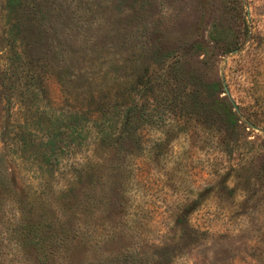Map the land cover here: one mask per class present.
<instances>
[{"label":"rangeland","instance_id":"obj_1","mask_svg":"<svg viewBox=\"0 0 264 264\" xmlns=\"http://www.w3.org/2000/svg\"><path fill=\"white\" fill-rule=\"evenodd\" d=\"M9 1L0 0V264H23L16 242L29 226L65 220L71 165L96 158L95 189L85 181L79 195L86 242L76 262L106 244L108 255L127 249L150 264H264V0ZM174 63L184 81L162 85ZM133 87L153 120L114 149L93 145L92 125L71 143V113L86 114L91 92L121 113ZM218 97L235 127L215 112Z\"/></svg>","mask_w":264,"mask_h":264},{"label":"trees","instance_id":"obj_2","mask_svg":"<svg viewBox=\"0 0 264 264\" xmlns=\"http://www.w3.org/2000/svg\"><path fill=\"white\" fill-rule=\"evenodd\" d=\"M17 0H10L9 7L12 8V2ZM11 3V4H10ZM223 40L224 38H220ZM212 41L217 40L215 37H211ZM235 51V48H232ZM166 71V76L163 78L162 85L177 86L181 83L184 78L180 76L181 67L176 63L170 64ZM145 83L142 85L140 92L145 89ZM208 87L214 91V95L221 91V85L219 83L208 84ZM138 89L133 87L128 90L123 96L125 98V104H122V112H117L114 109L112 112L103 111L96 98L97 92H91L89 94V109L86 108V114L83 117H78V112H72L70 116V129L69 136L71 137V143L79 145L77 142L81 137V131L86 128L87 134L90 133L89 126L92 125L94 128L93 145L97 148L112 147L114 149L117 139H131L135 135V130L143 123L153 120L151 113L146 112L144 106L139 100H136V92ZM216 105L214 108L215 112L222 117V120L227 123L228 126L235 127L237 124V118L232 111L229 104L220 99L214 101ZM93 107V108H90ZM110 114V116H108ZM119 116L121 120V126L123 132L116 133V126L118 123ZM108 117V122L105 123L101 118ZM85 121V126L81 125V121ZM58 136V134H57ZM131 137V138H130ZM101 146V147H100ZM72 169L69 172L70 177V190L69 195L75 202L74 206L69 212V215L64 221H61L58 214L59 210L56 211L55 220L51 222L50 226L46 230L41 222H37L29 226L27 235L24 234V238L19 237V241L16 242V246L20 248L22 254V263L33 264H150L148 258L142 259L141 261L136 260L128 250L120 251L116 255L107 254L106 244L98 247L95 258L91 260H85L82 258L79 262H76L72 257V251L75 246L79 245L83 248L86 242L84 235L82 234V228L85 224L80 221L82 213L87 212V207L83 204V199H79L80 194H84L86 182L88 183V189H95L96 182H92L95 176H97L98 170V158L93 161L87 160L85 163H73ZM87 179V180H85ZM92 186V188H91ZM75 192V194H74ZM96 198L88 199L89 209L93 207ZM65 215V214H63ZM64 218V216H63ZM24 228V227H23ZM25 229V228H24ZM111 229V228H110ZM48 233V236L46 235ZM23 235V234H22ZM30 235V236H29ZM29 236V237H27ZM27 237V238H26ZM85 247V246H84ZM138 261V262H137ZM157 264V263H155Z\"/></svg>","mask_w":264,"mask_h":264}]
</instances>
